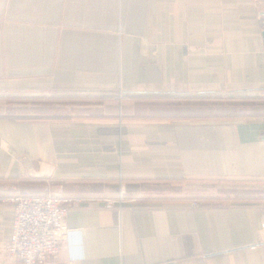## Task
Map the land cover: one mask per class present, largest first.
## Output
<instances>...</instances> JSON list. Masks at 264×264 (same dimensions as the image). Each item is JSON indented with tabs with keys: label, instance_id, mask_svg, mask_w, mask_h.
Returning <instances> with one entry per match:
<instances>
[{
	"label": "crops",
	"instance_id": "1",
	"mask_svg": "<svg viewBox=\"0 0 264 264\" xmlns=\"http://www.w3.org/2000/svg\"><path fill=\"white\" fill-rule=\"evenodd\" d=\"M1 91L77 99L0 103V198L79 199L48 264H264V107H180L261 97L264 0H0Z\"/></svg>",
	"mask_w": 264,
	"mask_h": 264
},
{
	"label": "built area",
	"instance_id": "2",
	"mask_svg": "<svg viewBox=\"0 0 264 264\" xmlns=\"http://www.w3.org/2000/svg\"><path fill=\"white\" fill-rule=\"evenodd\" d=\"M0 200L14 204L12 232L4 245L6 258L22 264H48L69 231L64 224L67 209L79 199L19 193ZM105 204L109 207L112 201L106 200ZM198 204L194 201L191 206Z\"/></svg>",
	"mask_w": 264,
	"mask_h": 264
},
{
	"label": "rangeland",
	"instance_id": "3",
	"mask_svg": "<svg viewBox=\"0 0 264 264\" xmlns=\"http://www.w3.org/2000/svg\"><path fill=\"white\" fill-rule=\"evenodd\" d=\"M19 93V92H18ZM261 97L254 98L253 101H245L241 99L232 100L227 96L218 98H205L198 101L195 99L188 100L185 105L180 106L187 111H198V109H206L215 113H236L247 114L255 109L264 107V92H260ZM43 95H34L31 92L19 94H5L0 92V103L7 106L8 111L22 114H35L38 116H58L67 115L72 112L74 105H78L75 98L56 95L54 92H42Z\"/></svg>",
	"mask_w": 264,
	"mask_h": 264
}]
</instances>
